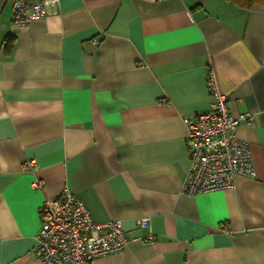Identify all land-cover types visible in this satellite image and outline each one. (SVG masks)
Masks as SVG:
<instances>
[{
	"label": "crops",
	"instance_id": "obj_1",
	"mask_svg": "<svg viewBox=\"0 0 264 264\" xmlns=\"http://www.w3.org/2000/svg\"><path fill=\"white\" fill-rule=\"evenodd\" d=\"M47 6L14 26L12 0H0V264H44L41 207L66 190L131 237L90 264H264V4ZM209 70L235 117L255 115L238 134L256 176L189 195L188 121L212 108Z\"/></svg>",
	"mask_w": 264,
	"mask_h": 264
},
{
	"label": "built area",
	"instance_id": "obj_2",
	"mask_svg": "<svg viewBox=\"0 0 264 264\" xmlns=\"http://www.w3.org/2000/svg\"><path fill=\"white\" fill-rule=\"evenodd\" d=\"M50 0H12V23L26 26L48 14ZM207 85L212 108L188 121V145L191 166L184 181L189 195L213 192L235 186L237 176H256L250 141L238 134L242 123L255 125V115L244 112L235 117L229 96L221 92L213 70ZM35 160L26 162L29 167ZM44 184L34 181L35 187ZM41 227L36 235V254L44 264H90L94 259L120 251L131 242L121 220L97 222L87 204L75 193L47 198L41 207ZM149 228L150 220L138 221Z\"/></svg>",
	"mask_w": 264,
	"mask_h": 264
},
{
	"label": "trees",
	"instance_id": "obj_3",
	"mask_svg": "<svg viewBox=\"0 0 264 264\" xmlns=\"http://www.w3.org/2000/svg\"><path fill=\"white\" fill-rule=\"evenodd\" d=\"M229 1L240 7H246V8H250L251 6L259 3L264 4V0H229Z\"/></svg>",
	"mask_w": 264,
	"mask_h": 264
},
{
	"label": "rangeland",
	"instance_id": "obj_4",
	"mask_svg": "<svg viewBox=\"0 0 264 264\" xmlns=\"http://www.w3.org/2000/svg\"><path fill=\"white\" fill-rule=\"evenodd\" d=\"M261 4V3H260Z\"/></svg>",
	"mask_w": 264,
	"mask_h": 264
}]
</instances>
